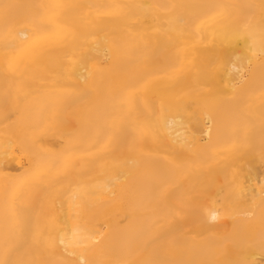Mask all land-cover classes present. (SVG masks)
<instances>
[{"label":"bare ground","instance_id":"obj_1","mask_svg":"<svg viewBox=\"0 0 264 264\" xmlns=\"http://www.w3.org/2000/svg\"><path fill=\"white\" fill-rule=\"evenodd\" d=\"M0 264H264V0H0Z\"/></svg>","mask_w":264,"mask_h":264},{"label":"rangeland","instance_id":"obj_2","mask_svg":"<svg viewBox=\"0 0 264 264\" xmlns=\"http://www.w3.org/2000/svg\"><path fill=\"white\" fill-rule=\"evenodd\" d=\"M188 231H189V230H188ZM190 233H194V231L191 230Z\"/></svg>","mask_w":264,"mask_h":264}]
</instances>
